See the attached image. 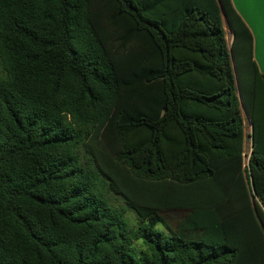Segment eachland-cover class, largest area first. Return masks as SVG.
Here are the masks:
<instances>
[{"label": "trees", "instance_id": "trees-1", "mask_svg": "<svg viewBox=\"0 0 264 264\" xmlns=\"http://www.w3.org/2000/svg\"><path fill=\"white\" fill-rule=\"evenodd\" d=\"M0 264H264V74L231 0H0Z\"/></svg>", "mask_w": 264, "mask_h": 264}, {"label": "crops", "instance_id": "crops-1", "mask_svg": "<svg viewBox=\"0 0 264 264\" xmlns=\"http://www.w3.org/2000/svg\"><path fill=\"white\" fill-rule=\"evenodd\" d=\"M231 2L253 37V59L258 71L264 74V0Z\"/></svg>", "mask_w": 264, "mask_h": 264}, {"label": "rangeland", "instance_id": "rangeland-1", "mask_svg": "<svg viewBox=\"0 0 264 264\" xmlns=\"http://www.w3.org/2000/svg\"><path fill=\"white\" fill-rule=\"evenodd\" d=\"M225 26H226L228 44L231 45L233 35L226 21H225ZM244 123H245V133H246L245 153L247 155V158H246V163H247L249 159V155L251 153V140L249 138V135L251 133V128H250L249 120L245 113H244ZM105 198L107 199V201L109 202L112 208L116 210L126 211L125 217L128 220L131 227L136 228L138 226V217L136 213L126 208V205L121 197L115 195L114 193H107L105 194ZM137 247H138V252L141 253L142 252L141 241L136 242V248Z\"/></svg>", "mask_w": 264, "mask_h": 264}, {"label": "water", "instance_id": "water-1", "mask_svg": "<svg viewBox=\"0 0 264 264\" xmlns=\"http://www.w3.org/2000/svg\"><path fill=\"white\" fill-rule=\"evenodd\" d=\"M232 34H233V36H234V33L232 32ZM231 54L233 55V51L231 50ZM233 61H234V58H233ZM244 110V109H243ZM244 113L246 114V116H247V118H248V115H247V112H246V110H244ZM248 120H249V118H248ZM249 123H250V120H249ZM250 125H251V129H252V134H253V125L250 123ZM252 142H253V138H252Z\"/></svg>", "mask_w": 264, "mask_h": 264}]
</instances>
